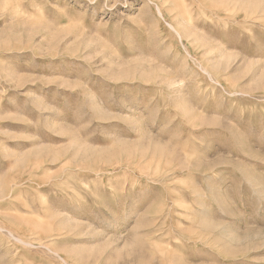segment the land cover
<instances>
[{"label": "rangeland", "instance_id": "rangeland-1", "mask_svg": "<svg viewBox=\"0 0 264 264\" xmlns=\"http://www.w3.org/2000/svg\"><path fill=\"white\" fill-rule=\"evenodd\" d=\"M0 264H264V0H0Z\"/></svg>", "mask_w": 264, "mask_h": 264}]
</instances>
